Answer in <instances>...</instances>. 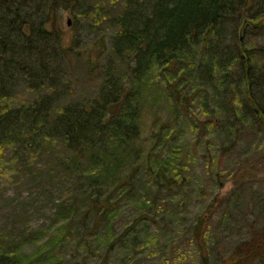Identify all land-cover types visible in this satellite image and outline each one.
<instances>
[{
  "label": "trees",
  "instance_id": "obj_1",
  "mask_svg": "<svg viewBox=\"0 0 264 264\" xmlns=\"http://www.w3.org/2000/svg\"><path fill=\"white\" fill-rule=\"evenodd\" d=\"M55 3L0 0V162L29 181L43 178L36 185L69 190L55 205L58 234L29 255L20 250L34 234L0 236V264L57 262L52 250L69 237L85 248L82 264H107L115 245L125 247L126 232L134 254L157 208L189 183L176 128L155 120L142 141V114L157 103L150 91L164 95L175 118L197 104L207 125L229 130L248 122L264 133V0H126L113 19L118 69L109 67L94 99L67 103ZM125 201L136 216L116 236L114 218ZM16 217L6 218L12 228ZM244 224L249 238L222 264L264 253V221ZM206 226L197 216L191 232L204 252Z\"/></svg>",
  "mask_w": 264,
  "mask_h": 264
},
{
  "label": "rangeland",
  "instance_id": "obj_2",
  "mask_svg": "<svg viewBox=\"0 0 264 264\" xmlns=\"http://www.w3.org/2000/svg\"><path fill=\"white\" fill-rule=\"evenodd\" d=\"M125 1L56 0V16L65 48L61 61L67 69L62 81L64 102L94 99L109 67L118 69L111 50L117 29L113 19L121 12ZM90 60L96 61L97 66L88 72ZM153 94L154 91H150L147 96L157 103L147 108L141 118L142 141L147 142L155 120L160 119L176 128L179 132L175 137L184 154L182 165L189 183L175 190L177 195L169 206L157 208L158 215L147 224L145 233L141 231L140 246L134 254L128 251L130 237H126L129 233L125 230L134 222L136 210L133 203H122L114 218V234L125 233L122 242L125 247L115 245L107 264H222L239 243L249 238L244 223L256 227L264 221L260 214L261 209L264 210V133L260 127L250 128L248 122L230 131L207 125L209 117L205 108L197 104L191 106L190 113L182 119L175 118L164 95L161 92ZM230 143L233 146L228 148ZM42 173L47 175L48 170ZM21 175L15 166L0 162V236L13 240L34 234L37 240L24 241L20 250L29 255L39 244L58 234L60 223L55 205L59 199H68L69 190L43 182L36 185L43 178L29 181ZM13 216H17L14 228L6 220ZM197 216L207 224L206 252L199 251L191 237ZM137 225L140 230L143 228ZM52 252L58 261L51 264H82V258L86 257L85 248L77 245L72 237L55 246ZM85 264L100 262L90 258ZM247 264H264V253Z\"/></svg>",
  "mask_w": 264,
  "mask_h": 264
},
{
  "label": "water",
  "instance_id": "obj_3",
  "mask_svg": "<svg viewBox=\"0 0 264 264\" xmlns=\"http://www.w3.org/2000/svg\"><path fill=\"white\" fill-rule=\"evenodd\" d=\"M68 25H69V22H68ZM91 65H92V67H91V70H93V69H94V67H93V66H95V63H94V61H92Z\"/></svg>",
  "mask_w": 264,
  "mask_h": 264
}]
</instances>
